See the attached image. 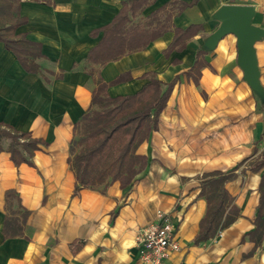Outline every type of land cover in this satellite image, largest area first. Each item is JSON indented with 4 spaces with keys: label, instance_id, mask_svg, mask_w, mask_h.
Segmentation results:
<instances>
[{
    "label": "crops",
    "instance_id": "obj_1",
    "mask_svg": "<svg viewBox=\"0 0 264 264\" xmlns=\"http://www.w3.org/2000/svg\"><path fill=\"white\" fill-rule=\"evenodd\" d=\"M124 1L20 0L26 20L17 32L40 45L37 70L27 68L0 39V126L43 140L30 161L17 164L8 150L11 138H3L0 264H149L140 257L137 238L159 209L170 214L180 242L170 254L172 264H264V235H251L260 202L262 169L253 165L264 153V104L244 79L234 34L211 50L202 48L220 24L214 13L221 5H254L253 22L264 27V0H150L131 15L143 22L172 12L173 26L201 28L182 49L168 50L174 38L170 29L145 48L100 66L106 81L123 76L109 86L112 96L140 90L147 72L176 83L157 128L137 149L148 163L134 180L74 192L71 142L96 86L87 56ZM181 2L189 5L177 12ZM255 46L264 85V38ZM213 170L234 171L226 187L239 214L197 243L208 205L201 183ZM9 189L20 196L21 205L17 199L12 205L15 216L28 211L21 235H5Z\"/></svg>",
    "mask_w": 264,
    "mask_h": 264
},
{
    "label": "trees",
    "instance_id": "obj_2",
    "mask_svg": "<svg viewBox=\"0 0 264 264\" xmlns=\"http://www.w3.org/2000/svg\"><path fill=\"white\" fill-rule=\"evenodd\" d=\"M149 2L150 0H125L114 19L102 27V38L87 56V69L93 75L96 86L91 106L75 124L71 142L69 161L76 175L75 193L83 187L96 188L114 180H119L123 186L134 180L148 163L147 156L137 149L157 128L159 115L176 83V79L165 83L154 73L147 72L148 81L140 90L132 94L112 96L108 92L109 86L123 80V76L106 81L100 74V66L145 48L170 29L174 30V38L168 50L182 49L187 40L201 28L200 24H191L187 28L173 26L172 12L163 20L153 14L143 22L134 21L131 15H137ZM187 5L189 3L181 2L177 12ZM25 20L21 14L20 0H0V39L17 54L27 68L37 70L38 65L34 59L41 55L40 45L28 39L24 33L17 32L18 26ZM5 137L11 138L8 150L17 164L30 161L43 143L42 139L33 137L30 132L0 126V150L4 149L2 142ZM253 169H262L256 227L251 232V235H258L260 238L264 235V153L256 160ZM234 177V171L221 170H213L203 176L200 194L206 196L208 205L195 242L214 237L236 219L239 209L234 205V197L226 187V183ZM6 197L9 210L12 209L14 199L21 205L20 196L14 189H9ZM10 212H7L5 221V235L23 234V223L28 211L25 209L21 217L15 216L14 209ZM12 224L14 226L11 227Z\"/></svg>",
    "mask_w": 264,
    "mask_h": 264
},
{
    "label": "water",
    "instance_id": "obj_3",
    "mask_svg": "<svg viewBox=\"0 0 264 264\" xmlns=\"http://www.w3.org/2000/svg\"><path fill=\"white\" fill-rule=\"evenodd\" d=\"M256 8L252 4L224 3L214 13L219 26L204 40L202 48L211 50L227 34L237 38L238 63L243 69L244 79L264 104V85L261 81L256 42L264 38V27L253 22Z\"/></svg>",
    "mask_w": 264,
    "mask_h": 264
},
{
    "label": "built area",
    "instance_id": "obj_4",
    "mask_svg": "<svg viewBox=\"0 0 264 264\" xmlns=\"http://www.w3.org/2000/svg\"><path fill=\"white\" fill-rule=\"evenodd\" d=\"M137 241L141 259L149 264H172L170 254L180 248L172 218L162 209L154 221L140 229Z\"/></svg>",
    "mask_w": 264,
    "mask_h": 264
}]
</instances>
